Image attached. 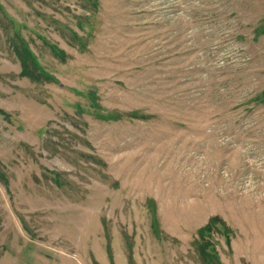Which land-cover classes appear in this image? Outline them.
<instances>
[{"label": "rangeland", "instance_id": "374dc122", "mask_svg": "<svg viewBox=\"0 0 264 264\" xmlns=\"http://www.w3.org/2000/svg\"><path fill=\"white\" fill-rule=\"evenodd\" d=\"M214 217L264 264V0H0V264H209Z\"/></svg>", "mask_w": 264, "mask_h": 264}, {"label": "trees", "instance_id": "16d2710c", "mask_svg": "<svg viewBox=\"0 0 264 264\" xmlns=\"http://www.w3.org/2000/svg\"><path fill=\"white\" fill-rule=\"evenodd\" d=\"M25 70V69H24ZM24 74H27L25 71ZM33 71L32 74H34ZM40 73V72H37ZM222 229V233L226 238V245H230L229 228L225 225V223L219 219L218 217L211 218L210 221L201 227L198 232V238L194 242L195 249L198 253H200L204 259L209 261V264H221L219 261V257L216 254L215 248L211 242L212 235L215 230Z\"/></svg>", "mask_w": 264, "mask_h": 264}]
</instances>
